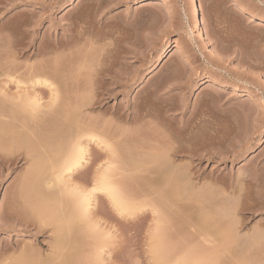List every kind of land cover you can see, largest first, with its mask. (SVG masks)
Here are the masks:
<instances>
[{
	"label": "rangeland",
	"instance_id": "1",
	"mask_svg": "<svg viewBox=\"0 0 264 264\" xmlns=\"http://www.w3.org/2000/svg\"><path fill=\"white\" fill-rule=\"evenodd\" d=\"M143 1L0 0V88L5 94L37 91L46 107L51 102L48 88L21 89L6 78L24 80L29 67H42L61 93L57 101L61 107H55L60 112L41 114L50 121L47 132L71 133L79 125L80 131H101L99 135L126 149L125 160H134L128 163L133 166L142 165L136 158L151 150L145 149L147 144L165 145L162 136L169 135L174 163L185 177L181 188L188 180L186 187L193 189L188 188L185 198L184 192L174 188L176 196L171 190L172 199L182 202L165 206L172 209L166 216L163 208L152 209L156 196L147 191L156 178L147 173L138 174L139 184L134 180L128 191L130 198L144 204L135 217L117 216L99 198L91 207L89 227L95 224L93 232L101 238L90 232L91 227H77L78 233L71 234L80 254L74 264H167L179 257L178 263L189 264L190 256L200 264H264V0H197L207 44L192 28L190 0H151L142 6ZM187 59L194 65L184 66ZM82 64L89 70L80 69ZM108 68L117 77L100 80L97 73ZM102 87L109 92L97 103ZM75 92L93 98L76 117L70 112L80 100L73 102ZM139 105L142 118L132 123ZM184 124L185 130L178 132ZM1 143L2 150L8 148ZM88 149V166L75 174V181L88 182L97 162L105 158L103 146L89 143ZM13 151L4 156L6 165L0 162V264H41L52 253L53 236L51 228H42L28 210L35 203L25 189L31 164L24 161L22 151ZM126 176L120 173L118 179ZM219 231L231 233L229 244L216 235ZM100 245L102 258L97 260Z\"/></svg>",
	"mask_w": 264,
	"mask_h": 264
},
{
	"label": "bare ground",
	"instance_id": "2",
	"mask_svg": "<svg viewBox=\"0 0 264 264\" xmlns=\"http://www.w3.org/2000/svg\"><path fill=\"white\" fill-rule=\"evenodd\" d=\"M146 1H151V0H146ZM146 1L142 2L143 3L142 6L152 4L151 2H146ZM190 1L192 4H194V9H193V12L191 14L192 28L196 31V33H197L196 37L198 35L199 41L207 44L208 42H206V38L204 36V33H202L203 31H201L200 13H199V8L196 4L197 0H190ZM73 37H74V34H73ZM207 47L209 50L208 52H210L212 55H216V52L213 51V49L210 46H207ZM209 48H211L212 51ZM179 51L180 50L176 49L174 52L179 53ZM87 64H89V63H87ZM82 65L83 66H81L80 69L82 67L83 68L85 67L84 69H87L90 64L87 67H86V64L85 65L82 64ZM183 65L184 66H192V65H194V62L190 59H187V60H185ZM34 68L29 67V69L27 70V72L24 75L25 76V78H23L24 80L16 79V77L13 75L12 76L15 78H13L12 76L6 77V78H9L10 82L15 81V84L19 85L20 88H21V86L23 87L26 85H30L31 88L32 87L35 88L37 86L38 87L42 86L43 88L44 87L48 88L50 90L49 91V93H50L49 98H50L51 102H49V104L46 105V107L42 106V104L40 103L41 100L39 98V95L36 93L37 91L36 92L32 91V93H29L27 90H25V91L23 90V92L20 91V92H17L15 94L8 95V94H5L2 91V89L0 88V143L3 141V143L4 142L5 143L4 144L1 143L2 146L7 145V147H8V148L6 147L7 149L2 150L1 146H0V162L3 165V163H5L4 156L6 157V155L9 152H12L14 150L17 152L22 151L21 153L24 155V159H25L24 161H27L28 163L30 162L29 164H31L28 166V167H30L29 168L30 171L28 170L29 173L25 174L26 179H27V183H28L27 184L28 187H25V189L27 192L28 191L30 192L31 195H29V196L30 197L32 196V198L35 199V203L32 204L34 206L31 205L32 207L30 206L31 208L29 207L28 210L39 221L40 226L42 228H44V227L45 228H47V227L51 228V233H49V234H52V236H53L52 243L50 246L52 253L49 252V254H51V256L49 254H48V256L46 255V257H45L46 259L44 258L45 260L43 259L41 261L42 262L41 264H74L77 261V259L79 258L78 256L80 254L77 252V250L75 251V248L73 246V241L71 240V234L75 235L74 232L75 233L77 232V230H78L77 227L85 226L86 228L90 229L91 226L89 227V224H90L89 218H91L90 217L91 216V209H92L91 207L94 204V202L96 200H98L99 198H102L103 200H105L109 204V206H111V208L115 211L117 216L130 219V218H133V216L138 211H140L141 208L144 207V204L137 203V201L135 202V200L132 199L134 196L132 198H130L129 196L131 194L128 192V191H130V188L132 187L131 183H133L134 180L136 181L137 178L139 179L142 177L138 174L147 173L149 175L155 176L156 179L154 181L151 180L152 183L150 182L151 184H148L150 189L147 191L148 192L147 194H149L151 196L155 195L156 197H158L157 199H156V197L152 200L150 199L151 201H153L151 203H154V204H152L154 207L152 209H155L157 211H159V209L161 210V208H163L162 210H165L166 209L165 206L168 207V205H170L169 207L173 208V206H175L174 204L176 202L177 203H178V201L182 202V199H179V200L177 198L175 200L172 199V197H171L172 193H170V192H172L171 190H173L174 195L176 193V190L177 191L179 190L182 193L184 192V198H185L186 191L188 190V188L190 189L191 187H188V188L186 187V185L188 184L187 182H189L187 180L186 185L184 186L185 188H183V189L181 188L183 186V185L181 186V184H183L182 181L185 179V177L182 175V174H184L182 171L179 172L180 170H178V169L180 167H178V165L176 166V164L174 163V157L175 156H173V154L175 152L173 151L174 148H173L172 144L169 142V141H171L168 138V137H170L169 135L168 136H165V135L162 136V138L164 137L163 140L165 142V145L164 144L162 145L160 143H159L160 145L159 144L157 145L156 144L157 142L156 143L155 142L150 143V144H152L151 146H149V144H147V146L145 145L146 150L148 149V147L151 148V150L149 149V152L148 153L146 152L145 153L146 155H144V156L142 155V157H141V155H139L140 157L137 156V158L139 157L138 159L136 158L137 162H139L142 165L138 166V164H136L137 165L136 166L134 163V166H133V164H128V163H130L131 161L133 162L134 160H131L128 158V163L125 160L127 158V156L124 155V153H125L124 149L125 148H121L118 145V143H115V141L113 142L110 139L111 140V142H110L109 139L104 138L103 136L99 135V133H101V131L99 133L97 130H91V129H87V130L84 129V130L80 131L81 126L79 125L80 128L76 127V129L73 130L71 133H68V131L64 130V128H63L64 132L58 131L57 130L58 128L56 129L57 131L54 130L52 133H51V131L47 132V130H48L47 126L49 125L50 121L48 119V116L46 118L45 116H42L41 114L43 113L44 115L49 114V115L54 116L55 114H58L57 111L60 112V110H58V109L61 107V105L59 104L60 106H58L57 101H58V98L60 96L59 94H61V93H59L58 92L59 89L57 90L56 87L54 86V84L51 83L47 79L48 73L46 70H43L42 67H41V69L39 68V70L34 69ZM89 68H90V71H91V69H93L91 67V65ZM89 68L87 70H89ZM54 69H55V67H54ZM94 72H92V74H95ZM54 73L55 72H53V74ZM97 74L100 75V78H101L100 80H103V81H105V79L108 76L110 77L111 75H113V76H111L110 78L113 77V79H114L115 77H117V73L116 72L114 73L113 69H109V68L107 70L106 69L101 70ZM96 77H98V76H96ZM25 80H26V82H25ZM97 81H99V80H97ZM19 86L17 88H19ZM26 88H29V86ZM108 92L109 91L107 90V88H103L102 91L98 95H96L97 103L103 102L105 100V95ZM75 94L76 95H73L75 98H72L74 100L73 102H75L76 99H77V101H78V99H80V100L78 102H75L76 105L74 107L72 105L70 112H72L74 114V116L76 117V115H78L82 109L89 107V105L91 104L90 103L91 98H90L89 93L86 94V97L84 96L85 95L84 93H82L83 94L82 97H80V95L78 96L76 92H75ZM153 95L155 96V100L159 99V96H157L156 92ZM61 101H59V102H61ZM97 103H95V104H97ZM64 104H65V102H64ZM64 104H62V105H64ZM57 106L59 108L58 109L56 108L57 110L55 112V107H57ZM67 106H68V104H67ZM65 107L66 106H64V108ZM138 107L136 108V109H138V111H134L133 116L130 118V122H132V123L133 122L137 123V121L141 120V118H142V115L140 113L142 110L141 106L139 108ZM62 108H63V106H62ZM43 110H45V111L43 112ZM50 117H52V116H50ZM186 127H187V124H184L183 127L178 128L177 131L182 132V130H185ZM173 137L174 136H172V138ZM89 143H93V144L95 143L97 146H100V145L103 146V151L106 152L105 153L106 155L104 156L105 158L101 162H97L98 164L94 168V170L92 172L93 175L91 176V178L88 182L83 181V180L82 181H75L74 180V178L76 177L75 174L80 172L82 169H85V167L87 168V166H88V163H89L88 157L91 156L90 151L88 149ZM153 144H156V145H153ZM4 146H3V148H5ZM14 151H13V153H14ZM131 152H132V150H131ZM11 154H9V155H11ZM122 154L124 156H126L124 159H123L124 156ZM132 155H133V153H132ZM18 156H20V153L18 154ZM135 157H136V154L133 157V159ZM130 158H132V156ZM5 160H6V158H5ZM77 162H79V166H77ZM5 165H6V163H5ZM175 168L176 169L178 168L177 169L178 171ZM120 173H121V175L127 174V176L123 180L122 179L119 180L118 178H120ZM135 174H136V176H135ZM78 176H77V178L79 179L80 177H78ZM187 178H188V175H187ZM146 179H148V178H146ZM28 180H30V182H31V180L32 181L34 180L35 181V182L33 181L34 185H33V182H31L32 183V185H31V183H29ZM159 181L162 182V184H160L161 186L158 184L156 185L154 183V182L159 183ZM36 182H37V184H36ZM136 182H138V181H136ZM153 183H154V185H153ZM29 184H30V187H29ZM138 184H139V182H138ZM169 185L173 188L170 187L169 189H167L168 190L167 191L164 186H166V188H167V186H169ZM174 188H177V189L175 190ZM26 191H25V193H26ZM133 192H132V194H135ZM136 192H140V191L137 190ZM23 194H24V192H23ZM26 194H28V193H26ZM181 194L179 195L180 197H182ZM29 196H28V199H30ZM176 196H178L177 193H176ZM196 198H197V195H196ZM187 200L191 201V199L189 200V198ZM28 201L30 202V200H28ZM31 201H34V200L31 199ZM25 202H27V200ZM31 203H33V202H30V204ZM191 203H192V201H191ZM155 204H158V205H155ZM198 204H200L199 201H198ZM159 206H160V208H159ZM199 207H201V206H199ZM178 208L180 209L181 206L180 207L178 206ZM178 208H176V209H178ZM202 208H203V206H202ZM208 208H210V207H208ZM166 211H167V213H166ZM169 211H172V209H169V210L167 209V210H165V212L164 211H162V212H164L163 213L164 215L165 214L168 215L171 213ZM24 212H26V211L24 210ZM209 212H212V211H209ZM163 214H162V216H163ZM30 216L31 215H29V217ZM179 216H180V214H179ZM224 216L226 217V214L223 215V218H224ZM171 219H174V218H171ZM234 220H235V218H234ZM234 220H233V222H234ZM26 222H27V220H26ZM34 222H35V220H34ZM172 225L174 226V224H172ZM235 225H237L236 222L232 226L236 227ZM91 228H92V230L90 229V232L92 231V233L94 234L95 231L93 232V230H95L98 227L94 224V225H92ZM199 229H201V228H199ZM236 231L237 230H235V232ZM96 232H99V230ZM201 234H199L198 236H201ZM230 234L228 231H222V232L219 231V233H217L216 235L223 242L227 241L225 243V244H227L228 240H231V238H232V237L229 238ZM232 235H233V233H232ZM95 236H97V234ZM100 236L101 235H98L97 237L101 238ZM154 236H155V234H154ZM164 236H165V234H164ZM202 238H203V236H202ZM233 238L235 239V237H233ZM248 238L246 240L247 242H248ZM239 239L242 240L243 238H239ZM98 240H100V239H98ZM195 240H196V238H195ZM203 240H205V242L209 241V240H206V238H203ZM238 240H236V241H238ZM198 241H199V239H198ZM246 241H245V243H246ZM158 242H159V240H158ZM200 242L196 243V245L199 244ZM231 243H232V241H231ZM176 244H178V243H176ZM186 244H188V243L186 242ZM214 244H212V245L214 246ZM220 244H221V242H220ZM193 245L194 244H192V247H193ZM200 245H202V244H200ZM100 247L101 248L98 249L99 253L98 252L95 253L96 254L95 258L97 260H101L100 258H102L101 257V250H100V249H102V246L100 245ZM103 247H104V245H103ZM238 248H239V246H238ZM161 249L162 248H160V250ZM192 250H191V253H192ZM226 251H227V249H226ZM164 253H163V255H164ZM168 253H171V252H168ZM168 255H165L166 258L168 257ZM188 255L189 254L186 253L184 255V257L185 256L188 257ZM192 256H194V255H192ZM190 257L188 258V261H190V262H188L189 264H198L199 263V261L196 258H193V257L190 258ZM179 258L174 259L175 264H180V263H178ZM93 260H94V258H93ZM171 260H173V259H171ZM171 260L170 261L167 260V261L171 262ZM180 260H182V259H180ZM201 260H202V258H201ZM167 261H166V263L168 264ZM184 261H186V260H183V262ZM80 262H81V260H80ZM94 262H96V260H94ZM98 262H101V261H98ZM180 262H182V261H180ZM76 263H79V262H76ZM172 263H174V262H171L170 264H172Z\"/></svg>",
	"mask_w": 264,
	"mask_h": 264
},
{
	"label": "snow or ice",
	"instance_id": "3",
	"mask_svg": "<svg viewBox=\"0 0 264 264\" xmlns=\"http://www.w3.org/2000/svg\"><path fill=\"white\" fill-rule=\"evenodd\" d=\"M77 166H79V162H77Z\"/></svg>",
	"mask_w": 264,
	"mask_h": 264
}]
</instances>
